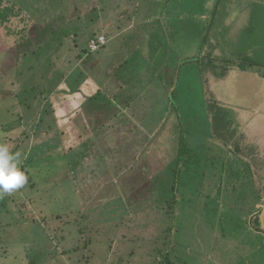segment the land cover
I'll list each match as a JSON object with an SVG mask.
<instances>
[{
    "label": "rangeland",
    "instance_id": "obj_1",
    "mask_svg": "<svg viewBox=\"0 0 264 264\" xmlns=\"http://www.w3.org/2000/svg\"><path fill=\"white\" fill-rule=\"evenodd\" d=\"M23 1L32 4L33 12L25 11L20 2V17L0 25V128L6 130L5 134H0V143L2 136L8 135L12 139L6 141L8 147L10 144L15 146L18 138L22 149L26 142L29 143L26 156L31 150L40 153L44 148L42 157L60 158L65 147L73 146L66 141L71 131H75L73 139L79 136L77 144L83 142L71 152L72 158L79 163L78 180L88 191L101 189L105 192L99 200H92L83 207L85 201L80 198L84 196L71 191L72 182L64 184V192H68L63 195L60 191L53 193L56 200L51 204L43 195L29 190L27 196L36 197L34 208L45 209H41V216L46 220L44 224L31 223L29 230L19 224L17 218L19 209L14 203L24 206L25 198L23 192L20 194L16 190L13 199L7 195L4 199L0 197V203L3 202L0 235L15 242L43 237L50 240V246L31 243L33 258L39 257L32 264H159L161 257L153 260L151 255L157 248L167 253L170 250L168 241H172L171 259L175 264H264V239L261 233L258 234L256 224L261 215L259 212L264 209V115L256 120H241L230 110L227 117L216 113L214 118H209L208 102L204 98L207 94L209 101H213L212 95H222L223 90L214 85L218 80L214 82L215 78L212 79L210 74L207 75V87L199 77V71L205 68L201 59L205 58H198V54L209 48V40L202 47L206 36L216 38L217 51L222 55L218 61L226 63L215 64L219 76L224 67L228 68L230 63L240 59L233 58L234 51L240 56L242 50L245 52L249 48L251 40L242 39L240 33L229 26L224 4L221 3L215 12L199 3L208 0ZM76 6L81 13L79 19ZM24 7H27L26 3ZM41 9L49 10L41 14ZM100 15L110 31L97 28ZM51 16L59 23L63 22L61 18H73L76 22L73 26L80 28V34L75 37L72 33L66 43L63 39L65 46L52 61L43 63L45 58L41 57L38 64L23 63L29 65L24 69V75L18 77L22 62V57L18 56L22 48L20 43L27 42V38L38 40L40 26L57 28L62 25L51 24L47 18ZM131 24L133 28L129 31ZM113 26L119 27L120 31L116 32H128L127 39L115 40ZM165 28L178 30V38L162 35L161 47L157 49L152 39L153 30L162 34ZM92 30L94 36L101 32L107 36L106 48L98 54L79 58L85 41L89 43L88 34ZM147 31L151 32L146 34ZM56 36L62 37L59 33ZM144 36H147L146 41ZM259 39L260 53L251 61L264 64V36ZM255 40L258 39L253 38L252 42ZM132 41L133 49H127ZM56 44L53 42V46H48V52L43 55L52 57ZM183 60L191 64L181 67ZM31 65L34 67L28 70ZM109 66L116 67L114 70L124 77L128 71L138 69L135 76L139 86L130 87L134 91L141 89L140 93L145 95L133 103L119 101L118 108L107 101L91 102L92 93L89 92L82 102L84 114L77 117L80 108L76 107L82 104V99L79 101L76 96L71 104L70 97L66 96L73 91L69 89L79 90L80 83L74 79L82 74L81 83L84 85V81L90 80L91 89L95 91L96 81L103 83L108 79L107 74L111 75ZM233 66L238 67V64ZM146 67L150 68L148 77L141 80L138 77L143 76ZM163 77H169L170 86L163 82ZM240 83L238 79L233 88H225V97L217 98L244 106ZM48 86L53 88V93L46 96L43 92ZM27 88H35L29 93L33 99L23 94L21 98L16 96ZM108 89L112 92L114 88ZM24 103L32 105L31 108L26 110L21 106ZM87 111L89 115H86ZM14 114L26 115V121L7 128L6 124ZM256 122L260 127L258 134ZM210 125L216 137L212 135ZM219 136L229 142L228 146L238 145L240 152L231 156L220 143ZM179 148L185 160L179 165L178 195L185 197L181 199L175 220L166 222L163 215L159 224L154 223V217L160 214L158 206L171 192L167 187L165 190L158 188V184L168 178L175 179L171 171L176 164L174 152ZM33 166L31 161L28 167ZM216 175H223L220 183L215 182ZM111 180H115L117 189ZM159 194L160 203L157 202ZM28 233H33L34 238ZM111 240H116V245H112ZM38 251L44 253L38 254ZM49 254L53 257L49 258ZM19 264L26 263L20 261Z\"/></svg>",
    "mask_w": 264,
    "mask_h": 264
},
{
    "label": "crops",
    "instance_id": "obj_2",
    "mask_svg": "<svg viewBox=\"0 0 264 264\" xmlns=\"http://www.w3.org/2000/svg\"><path fill=\"white\" fill-rule=\"evenodd\" d=\"M199 2V1H198ZM191 3H194L191 1ZM200 5L204 4V6H209L211 9H208L209 11H215L218 12V7L220 6L221 3L224 4V12H227L228 19L230 22L228 23L229 26L232 25L233 29H236L239 33L242 39L246 40H251L250 45L248 50L244 52L243 50L241 51V55L238 56L235 51L232 53L233 58L239 57L240 59H237L234 61L235 64H238V67H231L232 64L230 63L229 67L226 68L224 67L223 72L219 76L218 69H214V66L216 63H225L224 61H218V59H221L222 55L218 53V45H217V40L214 36L209 38V48L201 50V52L198 54V58L202 57L205 59H201L204 61V69H201L199 72V77L202 79V84L204 87H207L208 85V74L214 79V82L218 80V84L214 83V85H219L220 88H222L223 93L222 95L214 96L212 95L213 98H215L213 101H209L210 99L207 97L206 91L204 94L205 96V102H208V107H209V118H214V114H221V117H227L228 112L232 110L231 112L235 113L237 117H239L241 120H256L260 115H264V64L257 63L256 60L251 61V58H255L257 54H259V48H260V43H259V38H263L264 36V0H208V1H203L199 2ZM195 5H197V2H195ZM210 14V13H209ZM204 15V13H203ZM100 25L99 28L104 32V31H110L111 29L108 27V25H104L105 20L103 19L102 15L98 17ZM205 20V19H204ZM211 22V21H210ZM212 24V22L210 23ZM101 26V27H100ZM113 31L112 33L115 32L116 38L113 36L115 40L119 38H125L127 39V34L128 32H116L120 31L118 26H113ZM133 28V24L130 25L129 31H131ZM107 29V30H104ZM151 32V31H150ZM149 31L145 32L146 34L150 33ZM237 33V32H236ZM179 31L178 30H173L168 28H165L161 33H158L155 29L153 30V36L152 39L155 41L157 44V49L161 47V38L162 35H164L166 38L169 39H177L178 38ZM137 38V37H136ZM135 38V39H136ZM253 38H256L258 40H255L252 42ZM145 41L147 40V36H144ZM134 43L133 41L128 44L126 47L132 48L131 44ZM110 44V43H109ZM246 43H242V45H245ZM146 45V44H145ZM241 45V46H242ZM202 47L204 45L202 44ZM136 49L138 48V45L135 47ZM144 48V47H143ZM142 48V49H143ZM242 48L245 49V47L242 46ZM145 52V48H144ZM221 56V57H220ZM189 63L186 62V60H183L180 65L183 67L186 63V66L188 64H191L190 61ZM195 62H197L195 60ZM226 64V63H225ZM101 66V65H98ZM115 66V65H114ZM110 67L112 69V73L110 75L107 74V80H105L103 83H100V81H96V90L91 89L93 87V84H89L90 80H87V82L84 81L81 83L80 81H75L76 83H80L79 85V93L76 91L74 94V91L67 93L66 96L67 98L70 97L73 104V98L79 99V101L83 102V99H85V96L91 92V102H111L115 104L119 108V101H129L130 103H133L134 101H138L136 98H140L142 95L141 94V89L139 91H134L130 86H139V83L137 82V77L135 76V72L138 69L128 71L126 73V76H122L121 73H119L114 68L116 67ZM193 66V65H192ZM166 69L167 66H164ZM188 68V67H187ZM195 68V66H193ZM202 68V67H201ZM101 68L98 67V70ZM106 69V68H104ZM150 68H144L143 70V76L138 77L141 80H144L147 78V70ZM152 69V68H151ZM214 70V71H213ZM205 71V72H204ZM102 72V71H101ZM203 72V73H202ZM101 74V73H100ZM205 74V75H204ZM219 76V78H218ZM77 77V76H76ZM214 77V78H213ZM238 79L241 80V83L239 84L240 90L243 96V100L245 102V105L240 106V105H233L231 102L227 100H221L218 99L217 97L222 98L221 96L225 97L226 92L225 88L226 87H234L237 85ZM163 82L167 85L170 86L171 83H169V77H163ZM86 85L88 88H85ZM90 86V90H89ZM114 88L113 91L111 92L108 91V88ZM141 88V87H140ZM86 89V90H85ZM70 91V89H69ZM141 92V93H140ZM74 94V96H73ZM140 94V95H139ZM96 97H98L96 99ZM207 98V99H206ZM96 99V100H95ZM103 100V101H101ZM89 102V101H87ZM90 102V103H91ZM92 103V104H93ZM212 103V105L210 104ZM83 103L79 104L78 107L80 108V111H77L76 116L78 117L81 113L84 114L83 110ZM88 108V107H87ZM74 111V110H73ZM90 112L87 111L86 115H89ZM166 118V116L164 117ZM57 121V119H56ZM58 123V122H57ZM257 125H255L257 128V134L258 132L260 133V127L258 126V122H256ZM52 128V127H51ZM75 134V131H71L70 135L67 137V141L71 143L73 146L65 147L64 154L60 155V158H55L53 156H48V157H42L41 154L44 153V148L43 150H40V153H37V161L36 157L33 161V168L29 169V167L26 165V154H24V157L21 159L22 163L20 166H25L26 169L31 174L33 184L32 185H26L22 186L18 190L20 194L22 192L24 193V201L25 205L23 206V203H19L16 205V202L14 203L17 211V218L19 220V224H23L28 229L30 230V226L32 225L31 223H35L36 221L41 222L42 224L45 223L46 220L42 219L44 216H41V209L45 210L43 208H34V205L36 203V197L33 196H27V193L29 190L36 191L38 196L43 195L45 199L48 201L49 204L52 203L53 200H56L55 196L53 193L55 191H60L59 194H64L68 191L64 192V184L65 183H70L72 182L73 185H71V191L74 190L77 193H81L84 197L80 198L85 201V203H82V206L86 207L88 206L92 200H99L100 195L105 192V190L101 189H96V190H87V186L83 185V182H80L78 180V162L76 159L72 158L71 152L75 148L76 145H79L83 142H80L77 144L76 140L78 137L73 139V136ZM83 138H81L82 140ZM8 143V142H6ZM5 143V144H6ZM15 144V143H14ZM49 145H51L49 143ZM19 146V138L16 140L15 146L13 144L9 145V149L14 150L16 147ZM49 150L50 147H49ZM50 158L51 161H48ZM150 159V158H149ZM43 162V163H42ZM44 164V165H43ZM67 171L69 174H67ZM70 178H66V176H69ZM73 177H72V176ZM130 175V174H129ZM128 179V178H127ZM112 181V186L115 187V180ZM110 182V180H109ZM68 187V186H67ZM113 188V190H114ZM117 189V188H116ZM13 191L10 194H6L8 197L13 199V195L17 191ZM110 191V189H107L106 191ZM99 194V197L96 198V195ZM6 198V197H5ZM4 199V197H2ZM21 204V206H20ZM92 206V205H91ZM0 208H3V202L0 203ZM0 225H1V220H0ZM31 234V235H30ZM30 235V238H34L33 233H28ZM46 237H43L42 239H23L21 241L15 242L13 239L6 238L4 236L0 235V264H19L20 261H23L26 264H32L33 261H38L36 260L37 258H33V244L31 243H43L42 245H51L50 240L46 241ZM116 240H111V244L114 245ZM116 245V244H115ZM113 247V246H112ZM111 247V248H112ZM112 251V250H111ZM38 254L44 253L42 251H38ZM56 256V255H55ZM54 256V257H55ZM53 257L52 254H49V258ZM40 262V261H39Z\"/></svg>",
    "mask_w": 264,
    "mask_h": 264
},
{
    "label": "trees",
    "instance_id": "obj_3",
    "mask_svg": "<svg viewBox=\"0 0 264 264\" xmlns=\"http://www.w3.org/2000/svg\"><path fill=\"white\" fill-rule=\"evenodd\" d=\"M7 1H9V4L8 5H6V2ZM62 1L63 2L66 1V3H67V0H62ZM20 2L22 3V8L25 11L28 10V12H33V9L31 8L32 7V4L31 3L30 4H27V2H24L23 0H0V25L5 24L6 22H8L9 19L12 20L15 17H20L21 11H22V9L18 7V5L20 4ZM24 3H26V6H27L26 8L24 7ZM48 10L49 9H41L40 12H41V14H44V13H47ZM75 10L77 11V13H79V15L77 16L78 19H79L81 17V15H80L81 13L79 11L78 6L75 7ZM75 12H73V13H75ZM47 18L50 19V23L51 24L52 23L53 24L56 23L57 25H60V24H62V25L61 26H57V28H51V27L46 26V25L44 27L43 26L42 27L40 26L39 27L40 28L39 29V32H37V34L40 35V37L38 38V40H36L37 39L36 37H34V38H27L26 39L27 42H25L24 44L23 43H20V44H22V48H20V54H18V56L22 57V62H21V68L18 69V72H19L18 73V77H22L24 75V69H26L28 67V65H29V64L28 65H25L23 63H37L38 64L39 61H41V59H40L41 57H44L45 58V61H43V63L44 62L45 63H48L50 60L52 61L53 58L55 56H57V54L61 50V48H63L65 46V43H66L67 38L70 37L72 35V33L74 34L75 37H78V35L80 34L79 33L80 28H78L77 26L76 27L73 26V25L76 24V22L73 20V18H67V19L61 18V20L63 19V22H61V23H59L60 21H57L55 18H52V16L51 17H47ZM97 21H98V23L96 22L97 23V28H99V25H100L99 19ZM210 29H211V26H210ZM93 32H94V30H92L88 34L89 37H90L89 40H88L89 43L87 41H85V46L86 47L84 46V49L80 53L79 58H82L84 56H89V54H98L100 51H102L103 49L106 48V45L107 44L104 45V46H101V48H99L96 51H93L90 48V42L92 40L97 39L99 36H105L107 38V36L104 35V33H102V32H101V34H98L96 36H94ZM56 33L61 34L62 37L56 36ZM82 35L83 34H81V36ZM63 39L65 40V43L62 42ZM208 40H209V37L206 36L204 38V40H203L204 41V43H203L204 46L208 43ZM33 42H34V45H36V44L37 45L34 46L33 45ZM53 42H56L57 44H56L55 48L52 49V51H53L52 52V57H48L47 58V55H43V54L46 53V52H48V49H47L48 46L49 47L50 46H53ZM87 43H88V46H87ZM1 55L3 56L4 55V52H2ZM37 57H39L38 58V61H37ZM29 59L31 60L30 62H28ZM202 62H204V61H202ZM204 63H203V66H204ZM40 64H42V62ZM51 65H52V63L50 64V66ZM32 67H34V65H31V67H29L28 70H32ZM82 77H83L82 74H78L77 75V78H75L74 81H80L82 79ZM34 90H35V88H33L32 90L31 89L29 90L27 88L22 93H19L16 96L18 98H21L22 97L21 95L23 94L25 97H27V95H28L29 96L28 99H33L34 96H30L29 93H30V91H34ZM70 90H73L74 93H76V89L72 88ZM52 91H53V88H51L50 86H48L47 89L44 90L43 94L47 96V94H49V93L52 94L53 93ZM77 92L79 93V91H77ZM8 94L9 95H12L11 93H8ZM16 96H13L12 95L13 98H15ZM17 97H16V99H17ZM210 104L212 105V103H210ZM21 106H24L26 110H29V108H31L32 105L30 106L28 103L27 104L24 103V104H21ZM26 110H25V112H26ZM25 116L24 115H19V114H14V116H13L14 119L13 118L10 119V123L6 124V127L7 128L8 127H10V128L16 127L17 125L21 124L22 121H26ZM30 119H29V121H30ZM36 128H37V126H36ZM210 128H211V131H212L213 127H211V125H210ZM1 129L2 128H0V134H1V132H3V133H4V131L6 132V130L1 131ZM12 130L13 129H11V131ZM8 132H9V130H8ZM30 135H31V133H30ZM212 135L213 136L215 135V133H213V131H212ZM216 136H214V137H216ZM8 138L10 139V141H12V139L10 137H8V135L7 136H2V143L5 144L6 141L8 140ZM218 139H219L220 143L224 146V149L229 150V154L231 156H233L232 153L235 154L236 152L237 153L240 152L241 148L238 145L236 147H231V146H228L229 145V142H224L220 136L218 137ZM222 141L224 143H226V144H224ZM20 142H23V141H20ZM15 143H16V141H15ZM235 143L236 142H233V144H235ZM29 147H30L29 146V143L26 142V147H24L23 149L18 146V147H16L12 151L10 149V151L13 152V153L20 152L21 153V159H22L24 157V154H26V150L29 151ZM180 150H182V149L179 148L177 150V152H174L175 153V159H176L175 162H176V164L174 165L173 171H171V172H172V174L175 175V179L171 181L168 178V179L164 180L163 182H161V184L160 183L158 184V188H160V187L162 188L163 187V189L165 190V188L167 187V189H170L171 192L170 193L168 192L169 197H167L166 201H164L165 203L164 202H161V194H159L158 199H157V202L158 203L161 202V203H160V205L158 206L157 209L160 210V214H158V215H156L154 217V221H153L154 223H158L159 224V222L162 221V219H163V217H161L163 215L165 216L166 222L175 220L176 215H177V209H178V206H179V204L181 202V199H183L185 197V196H179L178 195L179 194V174H180L179 165L185 160V158H183L185 155H184V153L182 155V153L180 152ZM183 150H185V152H186V149L185 148H183ZM177 153H178V155H177ZM36 156H37V153L35 152V149L34 150H31L30 153L27 154L25 161L29 160V158H32L33 160H31V161H34V159H35ZM31 161L30 160L27 161L26 162V165L28 166V164ZM19 167L21 168V170L24 172V174L27 177L26 183L23 186H26L28 184L29 185H32L33 184V180H32L31 174L28 171V169H26V167L25 166H22V165L21 166L19 165ZM170 176H171V174H170ZM215 177L218 178V179L215 180V182H219L220 183L221 182L220 180L222 179L223 175H216ZM172 179H173V177H172ZM209 183L210 182H208L207 185ZM217 185H218V188H219V184L218 183H217ZM260 213H261V211L259 212V214ZM148 214H150V213H148ZM256 224L258 226V228H257V230L259 232L258 234L261 233V235H262V237L264 239V230L262 229V225H261L260 218H257ZM173 225H174V223L172 224V226ZM170 231H171V229L168 228V232H170ZM170 236H171V234H170ZM168 242H169L168 249H170V250L167 253H162V249L161 248H157L155 250L156 251L155 254L154 255H151V257L154 256L153 257V260H157L159 257H161V260H159L160 261L159 264H175L174 261L171 259L172 241H168ZM116 243L117 242H115V244ZM165 244H167V243H165ZM262 245H263V248H264V243ZM159 252L161 253L162 256H158V255H160ZM153 263H154V261H153Z\"/></svg>",
    "mask_w": 264,
    "mask_h": 264
},
{
    "label": "clouds",
    "instance_id": "obj_4",
    "mask_svg": "<svg viewBox=\"0 0 264 264\" xmlns=\"http://www.w3.org/2000/svg\"><path fill=\"white\" fill-rule=\"evenodd\" d=\"M20 152H11L7 144L0 143V197L21 188L27 180L19 165Z\"/></svg>",
    "mask_w": 264,
    "mask_h": 264
},
{
    "label": "built area",
    "instance_id": "obj_5",
    "mask_svg": "<svg viewBox=\"0 0 264 264\" xmlns=\"http://www.w3.org/2000/svg\"><path fill=\"white\" fill-rule=\"evenodd\" d=\"M107 42H106V37L105 36H99L97 39L95 40H92L90 42V48L93 50V51H96L98 50L99 48H101V46H104L106 45Z\"/></svg>",
    "mask_w": 264,
    "mask_h": 264
},
{
    "label": "water",
    "instance_id": "obj_6",
    "mask_svg": "<svg viewBox=\"0 0 264 264\" xmlns=\"http://www.w3.org/2000/svg\"><path fill=\"white\" fill-rule=\"evenodd\" d=\"M260 221H261L262 229L264 230V209L261 212Z\"/></svg>",
    "mask_w": 264,
    "mask_h": 264
}]
</instances>
